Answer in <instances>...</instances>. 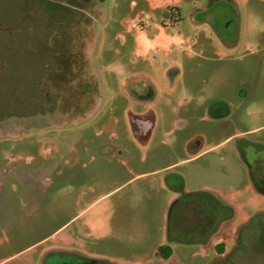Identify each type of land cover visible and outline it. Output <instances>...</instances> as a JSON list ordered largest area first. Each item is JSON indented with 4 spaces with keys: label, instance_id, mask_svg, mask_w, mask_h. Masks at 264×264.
<instances>
[{
    "label": "rangeland",
    "instance_id": "obj_1",
    "mask_svg": "<svg viewBox=\"0 0 264 264\" xmlns=\"http://www.w3.org/2000/svg\"><path fill=\"white\" fill-rule=\"evenodd\" d=\"M7 1L0 264H264L246 243L264 214V0H96L93 19L92 0H12L13 19ZM147 110L137 142L126 116Z\"/></svg>",
    "mask_w": 264,
    "mask_h": 264
},
{
    "label": "flooded vegetation",
    "instance_id": "obj_2",
    "mask_svg": "<svg viewBox=\"0 0 264 264\" xmlns=\"http://www.w3.org/2000/svg\"><path fill=\"white\" fill-rule=\"evenodd\" d=\"M51 1H53L54 3H60L58 6H62L64 4V2H63L64 0H50V2ZM95 1L96 0H92L90 2L89 7L87 8V10H84V11L82 10V11H80V13L85 14L89 19H93L95 17V15H93V8H94L93 5H94V2ZM7 2H9L8 3V6H9V9L10 10H9V13H8V16L9 17L6 16V18L7 19H13L14 18L13 2H12V0L11 1L8 0ZM51 4H52V2H51ZM80 13H76L75 16L79 15ZM75 18H74V20H75ZM71 25H72V23H71ZM68 27H66V28H68ZM66 28H64L63 31H65ZM3 29L4 28H2V26H0V34L1 33H4L5 30H3ZM9 29H10V32L13 31L12 28H9ZM63 31H60V32H63ZM7 32H8V30H7ZM7 32H5V33H7ZM40 40H41V42H39L41 44V47L40 48H42V46H46L47 45V43H45L43 41V40H46L45 38H43V40L42 39H40ZM171 78L174 79V76H172ZM153 86L154 85L151 83L148 88L151 90V93L150 94L153 95V97H154V87ZM153 97L151 98L152 100H153ZM145 99L148 100L149 98L147 97ZM61 103H62V101L60 102V105H61ZM60 105L57 108V111L56 112L52 108L53 109L52 111H49V112H46V113L52 114L54 116L55 115L56 116H59V115L62 116L64 113L62 112V109H61ZM216 105H218V104H216ZM222 106H224V108H227V109L230 108L228 106V104H226V103H224V104L222 103ZM213 109H214V107H211V110H210V118L211 119H219L220 118V115L214 113V110ZM94 113L95 112H94V109H93V111L91 110V111L87 112L86 114H88V116H95ZM152 115H153V112L151 114V113H149L148 110H147V112H139L138 111V112H135V113H133L132 111H128V114L126 116V119H127L128 125H129V127L131 129V133H132L133 139H135L137 142H142V140H147L150 137L151 132H152V130L155 127V123L149 117V116H152ZM225 116L227 117L228 114L225 115ZM244 158L245 157L242 156V159L243 160H245ZM249 174H250V179H251V181H252L255 189L258 190V191H260V192H262L264 194V180L262 181V176L259 177V178H256L253 175V172H252L251 169H249ZM170 176L176 177V180H177V183H178V185H173V187H172L175 190H177L175 192H177L180 195L185 194L186 193V189H185V179H184V177H182L180 174H175V173L171 174ZM261 216H263V217L258 221L257 229H256V231H259V234H256V235H252L251 234L250 236H248V238L246 240L247 248H252V244L253 245H258L260 248H262V247L264 248V214H261ZM202 217L205 219L204 221H202V224H207V225H211V226H216L217 224H219L222 221V218L219 215H217V214H216L215 220L212 223H211V220H213L214 218H211L210 215H204ZM206 220H209V222H205ZM253 229H254V226L252 225V228L250 229V231H253ZM260 236L262 238H260ZM240 252H241V250L239 248H237V252L236 253H240ZM90 261L91 262H94V261H97V259L96 260L92 259ZM64 264H86V262L76 259L75 261L67 262V263H64Z\"/></svg>",
    "mask_w": 264,
    "mask_h": 264
},
{
    "label": "trees",
    "instance_id": "obj_3",
    "mask_svg": "<svg viewBox=\"0 0 264 264\" xmlns=\"http://www.w3.org/2000/svg\"><path fill=\"white\" fill-rule=\"evenodd\" d=\"M38 73L40 74V79H43L44 81H45V89H47V91H49V82H48V69H47V67H41L40 68V70L38 71ZM42 81V80H41ZM42 83V82H41ZM53 109H51V110H49V109H47V110H45L46 112H49V111H52ZM198 193V192H197ZM187 194L188 193H185V195L184 196H182V197H186L187 196ZM195 193H192V194H188V195H194ZM212 198L214 199V201H216L217 203H219L221 206H227V205H225V204H223L222 202H221V200L219 199V198H217V197H215V196H213L212 195ZM208 215H210V214H208ZM159 253L161 254V255H165V256H167V257H169L171 254H172V250H171V248L168 246V245H166V246H162V247H160V249H159Z\"/></svg>",
    "mask_w": 264,
    "mask_h": 264
},
{
    "label": "crops",
    "instance_id": "obj_4",
    "mask_svg": "<svg viewBox=\"0 0 264 264\" xmlns=\"http://www.w3.org/2000/svg\"><path fill=\"white\" fill-rule=\"evenodd\" d=\"M226 45H227V46H231L232 44H226ZM171 166H172V165H171ZM171 166H169V167L171 168ZM169 170H170V169H169ZM169 170H166V171H169ZM155 172H156V171H155ZM195 191H196V192H194V191H192V192H188V191H186V193H188V194H192V193H195V194H196L197 192H198V193H202V191H200V190H195ZM210 195H211V194H210ZM212 195H213V194H212ZM213 196L217 197L216 195H213ZM217 198H219V197H217ZM189 199H190V200H193L192 202L189 201V203H191V205H189V206H194V205H195V204H194V203H195V202H194L195 199H192V198H190V197H189ZM212 199H213V198H212ZM213 200H214V199H213ZM199 201H201V200H199ZM197 202H198V201H197ZM193 204H194V205H193ZM198 204L200 205V202H198ZM219 205H220V204H219Z\"/></svg>",
    "mask_w": 264,
    "mask_h": 264
}]
</instances>
